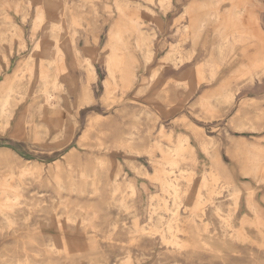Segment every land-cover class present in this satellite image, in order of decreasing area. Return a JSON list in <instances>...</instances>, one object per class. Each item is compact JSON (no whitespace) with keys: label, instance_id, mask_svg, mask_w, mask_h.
<instances>
[{"label":"rangeland","instance_id":"rangeland-1","mask_svg":"<svg viewBox=\"0 0 264 264\" xmlns=\"http://www.w3.org/2000/svg\"><path fill=\"white\" fill-rule=\"evenodd\" d=\"M213 1L0 0V99L23 75L6 103L12 124L0 117V178L21 181L9 221L0 212V264H264V0H219L256 18L254 36L212 19ZM59 11L63 60L45 84L34 49L52 42ZM139 30L152 41L139 44ZM181 138L193 152L175 173L174 247L149 230L150 197L163 196L156 144ZM208 171L214 192L199 186Z\"/></svg>","mask_w":264,"mask_h":264},{"label":"bare ground","instance_id":"bare-ground-1","mask_svg":"<svg viewBox=\"0 0 264 264\" xmlns=\"http://www.w3.org/2000/svg\"><path fill=\"white\" fill-rule=\"evenodd\" d=\"M149 1H151V0H149ZM159 3H160V5L162 4L164 6H167V4L169 3V0H159ZM218 4H219V0H215L211 3V6H214V9L210 13V17L212 19L216 20V15H218L220 13L224 14L223 16H224L225 21L226 22L229 21L231 23V31H233V33H248L252 36L255 35V32L257 29V20H256V18H254V16L252 14L248 13V11H247L248 22H245L243 20V15L241 13V10H239L237 4H233L230 8H226V10H223V11L217 10V8L219 6ZM187 9L190 10L193 8L188 7ZM37 10L39 11V8ZM39 15H40V18H43V12L42 11H39ZM62 16H63V13L61 11H59L57 17L53 18L48 25L47 30H49V32L52 36V42L44 40L42 43V45L45 48L44 50H40V45H37L34 49V52L37 53L38 55H40V66H41L40 78H41V80L44 81L45 84H48L49 77H50L48 74V69H50L51 66L54 67L55 65L61 63L63 60V50L61 49L60 42H59V34L63 30ZM251 22L254 23V25ZM204 25H205L204 23L201 24L202 29H203ZM15 29L19 30L18 27H16ZM143 31L139 30L137 32V36H138L137 42L139 44L150 43L152 41V38H150L148 33L145 34V32H143ZM225 43L226 42H222V43L218 44V48L220 51L222 50ZM174 51H175V49H174ZM168 58L173 59V55L168 56ZM115 59H113V60H115ZM149 59H151V58H149ZM179 62H182V60L180 59ZM28 66H29V61L27 60L24 63V67L28 68ZM108 70L110 72L112 71L111 70V64L108 66ZM22 77H23V75L20 76L18 74H14L11 77V80L8 83V86L6 87L5 95H3L0 99V117L4 118L5 126H10L12 124L14 118H15L13 109L6 107V103H8L11 100L12 93L15 91V87L17 86V81H19L20 78H22ZM251 79L252 78H250V80ZM186 84H188V86L191 87L190 93H192L194 91V89H196V87H197V82H194L192 75H190L188 77ZM46 87L44 85L43 90H45ZM45 91L47 93V97H45L44 99L46 101H48L49 98L51 97V92L48 90H45ZM228 96L230 97V95H228ZM97 119H99V117ZM197 126H199V125H197ZM162 133H164V131ZM130 135H132V134L130 133ZM130 135H128V133H126L124 138H121L122 142H125V141H128L129 139H131L132 136H130ZM163 135L166 136L165 134H163ZM170 136H169V138H170ZM161 138H163V137H161ZM159 140H161V139H159ZM159 140H158V142H159ZM186 141H187L186 139L181 138L179 141H177L176 144H172V145L170 144L168 146L165 145L166 147L164 145H163L164 147H162L160 145L161 143H163V141H161L160 144H156L159 148H161V151L163 150V152H164V153L162 152L164 154L162 161L160 160L161 161L160 162L161 167L159 170L156 169L158 171V175L156 174L157 178L155 177L156 180L159 181V183H160L161 190L163 191V196H161V201L158 204L152 203L153 198L150 197L151 210L149 213V218L153 221V223H152V226L149 228V230L151 233L159 234L162 241H164V242H166V243H168L174 247H177L180 244V242H179L180 238L177 239V233L178 232L181 233V231L183 232V229H184V227L179 225L180 223L178 222V218H177L178 217L177 208L178 207L180 208L181 198L184 195L183 191H185V190L182 189L181 184H180L181 175L178 176L175 173H176V171H179L182 174L185 171L184 169L179 168V163L182 159H184L185 154H186V150L190 148V147L186 146L187 145ZM156 143H157V141H156ZM184 143H186V144H184ZM202 146L204 149H206V145L203 144ZM190 149H192V148H190ZM190 149H189V151L193 152V150H190ZM96 160L98 161L100 159H96ZM156 164H158V162H156ZM156 166H158V165H156ZM9 169H11V168H9ZM21 169H20V171H21ZM143 169H144V167H143ZM25 170L27 171V168ZM25 170H23V171H25ZM23 171H22V174H25ZM137 171H138V169H137ZM142 171L144 172V170H142ZM210 172L211 171H208L209 176L208 175L203 176L202 181H201L199 186L200 187H207V188H209V192H214V186L212 185L211 182L214 180H218V177L213 173L210 174ZM11 173H12L11 170H8L7 173L2 178H0V192L2 193V196H0V212L7 219V221H9V217L4 211L6 208L11 207V203H10L9 199L14 198L17 200V198L19 197V189L21 187V181L18 179H17L18 181H14L15 178L13 176L15 174L12 173V174H14V175H12ZM144 173H147V172L145 171ZM173 174H175V175H173ZM82 175H84V174H82ZM139 175H141V174H139ZM12 177H13V179H12ZM151 178L153 179V177H151ZM187 180L191 181L190 177H188ZM93 184H95V183H93ZM127 185H128V183H127ZM98 189H99L98 187L94 186L95 191H98ZM130 191L132 192V194H135V187L133 185L131 186ZM9 193H13L14 194L13 197L10 196ZM251 193H253V192H251ZM250 196H251L250 194L245 196L246 205H247V202L249 201ZM233 197H234V205H238L239 193L237 192V189L234 192ZM249 202H251V201H249ZM120 203H122V202H120ZM198 203H199V199L196 200L195 206L198 205ZM259 203H260L259 201L254 203L255 204L254 207L256 208V211L260 210ZM203 204H204V202H203ZM200 206H202V205H200ZM247 206H249V205H247ZM160 208H162L163 210H165L169 213V218H167L165 221L163 220V215L160 212ZM183 226H185V225H183ZM141 231L146 233L147 228L142 227ZM185 233H186V231H185ZM52 245H55V244H52ZM182 246H183V244H182Z\"/></svg>","mask_w":264,"mask_h":264}]
</instances>
